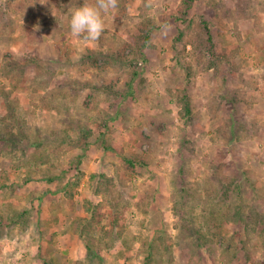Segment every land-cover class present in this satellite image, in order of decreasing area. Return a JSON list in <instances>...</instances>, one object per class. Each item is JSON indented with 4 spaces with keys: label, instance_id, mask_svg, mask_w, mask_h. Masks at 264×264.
<instances>
[{
    "label": "rangeland",
    "instance_id": "374dc122",
    "mask_svg": "<svg viewBox=\"0 0 264 264\" xmlns=\"http://www.w3.org/2000/svg\"><path fill=\"white\" fill-rule=\"evenodd\" d=\"M83 2L0 0V264H264V0Z\"/></svg>",
    "mask_w": 264,
    "mask_h": 264
},
{
    "label": "clouds",
    "instance_id": "9594fccd",
    "mask_svg": "<svg viewBox=\"0 0 264 264\" xmlns=\"http://www.w3.org/2000/svg\"><path fill=\"white\" fill-rule=\"evenodd\" d=\"M45 3V0H40ZM118 7V0H84L82 6L75 7L69 19L70 32L75 37L89 41H99L105 32L104 17Z\"/></svg>",
    "mask_w": 264,
    "mask_h": 264
},
{
    "label": "trees",
    "instance_id": "16d2710c",
    "mask_svg": "<svg viewBox=\"0 0 264 264\" xmlns=\"http://www.w3.org/2000/svg\"><path fill=\"white\" fill-rule=\"evenodd\" d=\"M196 0H183V3H184V10L182 11V16H178V15H175V19L179 22V21H184L185 18H186V12L189 8H191L194 4ZM204 26L206 27V29L208 30V33L209 34V42L212 46V48L215 50V53H216V57H221L222 60L226 59L227 56H228V53L227 51H222V52H217V44H216V41H215V38H214V32H213V29L211 28L210 24H209V21H205L204 23ZM217 59V58H216ZM216 63V62H215ZM83 136L85 137V142H84V146L88 145L90 143V141H88L87 139V136H88V130L86 128L83 129ZM133 162V161H132ZM55 179V176H51V178H49L48 180L52 181Z\"/></svg>",
    "mask_w": 264,
    "mask_h": 264
}]
</instances>
